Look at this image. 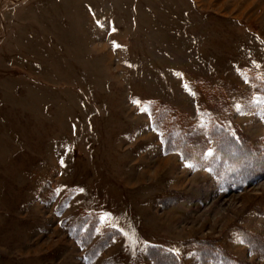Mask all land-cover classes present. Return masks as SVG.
Masks as SVG:
<instances>
[{
	"label": "rangeland",
	"instance_id": "374dc122",
	"mask_svg": "<svg viewBox=\"0 0 264 264\" xmlns=\"http://www.w3.org/2000/svg\"><path fill=\"white\" fill-rule=\"evenodd\" d=\"M164 108L200 151L209 110L264 138V0H0V264H133L152 244L201 264L205 239L263 264L243 232L264 243V177L222 191L165 152ZM86 211L92 244L119 229L93 261Z\"/></svg>",
	"mask_w": 264,
	"mask_h": 264
},
{
	"label": "trees",
	"instance_id": "16d2710c",
	"mask_svg": "<svg viewBox=\"0 0 264 264\" xmlns=\"http://www.w3.org/2000/svg\"><path fill=\"white\" fill-rule=\"evenodd\" d=\"M180 118L185 117L170 108L158 109L154 113L152 126L160 133L165 152H178L185 162L207 170L222 191L242 189L264 177V138L256 143L249 141L240 132H233L220 112L209 110L204 113L207 145L200 151V144L194 145L191 141L193 120L189 119L188 130L185 131L179 123ZM85 213L74 221L72 232L86 250L85 257L93 261L119 235V229L112 225L104 226L92 244L98 233L100 214L97 211ZM260 239L249 231L243 232L244 243L258 254L264 264V243ZM208 242L206 239L198 240L189 246L201 264H245L232 258L222 246ZM147 253L146 256L139 253L133 264H148L147 260L150 264H185V256L181 252L162 244L150 245Z\"/></svg>",
	"mask_w": 264,
	"mask_h": 264
}]
</instances>
